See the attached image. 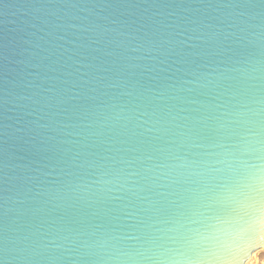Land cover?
<instances>
[{"label": "clouds", "instance_id": "obj_1", "mask_svg": "<svg viewBox=\"0 0 264 264\" xmlns=\"http://www.w3.org/2000/svg\"><path fill=\"white\" fill-rule=\"evenodd\" d=\"M68 7L77 11L56 25V34H46L64 57L59 69H49L58 75H42L47 57L36 50H48L36 41H49L26 32L17 44L20 58L11 61L17 65L11 70L15 78L5 79L7 87L0 96L6 112L33 116L30 123L38 128L47 127L39 122L44 109L63 113L57 125L59 143L75 146L43 175L76 179L67 180L57 196L37 185L25 198L50 196L44 202L54 207L64 202H114L128 223L110 231L74 232L40 221L27 232L0 240V264H264V119H231L249 112L260 117L264 100L238 113L219 111L225 105H216L219 115L214 118L240 130L220 134L214 142L188 143L194 122L205 117L190 115L198 109L185 105L195 101L180 95L191 92L190 85L213 83L222 72L247 69H221L212 62L176 68L192 78L163 90L130 79L135 70L165 72L183 65L187 57L200 55L195 50L202 45L217 46V55L227 50L224 45H251L264 55V0L220 3L217 9L225 11L216 18L218 23L200 21L199 27L190 26L194 22L186 17L181 22L177 11L158 4L141 9L131 3L82 0ZM121 7L125 11L120 15L138 19H120L116 13ZM151 17L161 18L154 21L158 27L144 23ZM170 57L177 59L169 64ZM237 63L252 66L254 79H264V61L248 58ZM169 101L179 103L168 106ZM68 105L78 106V111L68 115ZM248 123L252 126H245ZM132 140L163 142L127 156L136 151L126 147ZM213 187L231 188L236 198L222 209L207 195Z\"/></svg>", "mask_w": 264, "mask_h": 264}, {"label": "water", "instance_id": "obj_2", "mask_svg": "<svg viewBox=\"0 0 264 264\" xmlns=\"http://www.w3.org/2000/svg\"><path fill=\"white\" fill-rule=\"evenodd\" d=\"M80 2L82 0H0V96L3 95L2 90L7 87L4 83L5 79L15 78L11 70L17 68V65L11 61L20 58L15 54L18 52L17 44L20 37L26 32H35L36 36L45 37L49 41V43H44L43 40L36 41L48 50H36L40 57H47L42 60L44 66L42 75H58L57 71L49 69H59L64 57H61L53 47L56 41L52 36L46 34H56L58 32L56 25L64 23L67 14L77 11L68 5ZM109 2L116 5L136 4L141 9L147 7L148 4H158L165 6L166 11H177L181 22L186 17L189 21L194 22L190 26L199 27L200 21L218 23L216 18L225 10H218L217 6L220 3L231 2V0H109ZM255 2L258 3L259 0H255ZM124 11L125 9L121 7L116 15L122 20L138 19L136 16L120 15ZM132 11H137V9H132ZM148 15L151 16L150 13ZM159 19L161 18L151 17L144 23L150 27H158L154 25V21ZM30 38L36 40V37ZM59 43H63V41ZM67 47H71V45H67ZM223 48L227 50L217 55L216 53L220 51L217 46L202 45L195 50L200 55L187 57V63L174 65L170 71L143 73L140 70H135L130 76V79L140 86L163 90L171 83L192 78L185 76L183 71H175L176 68L193 69L198 65L212 62L219 64L221 69H247V71L222 72L220 78L214 80L213 83L205 82L206 86L203 87L190 85L188 87L192 88L191 92L180 93L181 96L195 101V103L185 105L188 108L198 109L196 112L189 113L190 115L205 117V119L194 122L192 138L187 141L188 143L214 142L220 134L235 135L240 130L239 128L227 125V121L223 118L215 119L214 117L219 115V111L247 112L249 109L260 106L255 103L257 100H264V79H254L255 74L251 72L252 66L237 63V61L248 58L264 61V55H261L259 50L251 45H224ZM174 59L177 57H170L169 64ZM58 60L60 63L56 62ZM163 67H167V65ZM261 67L264 69V64ZM153 77L155 78L153 79ZM118 99L127 101L129 98L119 97ZM177 103L179 101H169L168 106ZM216 105H225V108L217 111ZM67 107L69 108L68 115L78 111L76 105ZM41 115H44V119L39 122L47 127L38 128L30 123L35 117L6 112L4 107L0 106V240L5 235L27 232L32 225L40 221H47L53 228L70 229L74 232L110 231L127 224L128 221L122 218V211L116 207L114 202L103 201L96 204L75 205L71 202H64L59 207L44 202L50 196H57V190L63 188L67 180L76 179V177L64 175H43V173L51 171L54 165L59 166L58 162L67 156V150L74 149L75 146L59 143L61 137L57 131V125L58 121L64 118L63 113L53 108L44 109ZM17 119L21 120L20 124L16 123ZM231 119L251 122L264 119V112L260 117L249 112L243 116L234 115ZM5 125L13 127L5 128ZM221 125H225V127L221 128ZM245 126L251 127L252 125L248 123ZM19 127H24L25 131H13V128ZM162 142L141 143L132 140L126 147L135 148L136 151L127 152L125 155H140L151 151ZM193 151H199V149H193ZM29 177H35V179L29 180ZM215 183L217 182H213V184ZM37 185L41 189L49 191L50 196H42L37 200L26 199L25 194L29 189L35 190ZM219 190L218 187L210 188L207 195L212 197L213 192ZM218 206L223 209L225 204H218ZM62 264H70V260H65Z\"/></svg>", "mask_w": 264, "mask_h": 264}, {"label": "snow or ice", "instance_id": "obj_3", "mask_svg": "<svg viewBox=\"0 0 264 264\" xmlns=\"http://www.w3.org/2000/svg\"><path fill=\"white\" fill-rule=\"evenodd\" d=\"M236 198L235 190L227 187L220 188L219 191L213 192L212 199L215 200L217 204H225L226 202L233 201ZM220 223H224V221H219Z\"/></svg>", "mask_w": 264, "mask_h": 264}]
</instances>
